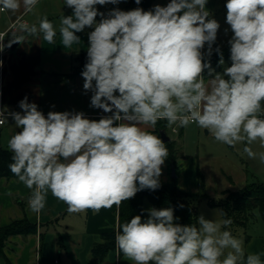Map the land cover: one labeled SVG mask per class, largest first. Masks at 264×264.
I'll use <instances>...</instances> for the list:
<instances>
[{"label": "clouds", "instance_id": "1", "mask_svg": "<svg viewBox=\"0 0 264 264\" xmlns=\"http://www.w3.org/2000/svg\"><path fill=\"white\" fill-rule=\"evenodd\" d=\"M21 2L32 11L39 0H0V10L15 12ZM121 2L64 0L72 15H63L59 28L64 48L80 42L76 33L94 29L81 73L83 89L93 93L91 107L112 115L90 120L83 112L49 111L45 116L27 97L19 102L22 111L5 115L0 110V125L10 116L19 129L8 140L9 169L32 190L28 207L33 213L45 208L49 191L69 213H81L119 207L139 191L157 190L169 150L146 129L159 120L180 127L194 123L231 147L256 141L264 147V0H227L231 66L222 73L205 61L220 28L209 18L208 0H170L149 11L113 8L106 16L96 7ZM20 28L55 41L56 29L46 16L38 27ZM215 51L223 65L220 49ZM243 152L257 155L249 146ZM147 212V219L136 215L120 225L115 236L119 252L132 264H264L261 254L246 255L243 241L224 230L231 219L201 215L197 224L183 225L171 207ZM219 214L227 216L223 210ZM97 243L105 241L98 237Z\"/></svg>", "mask_w": 264, "mask_h": 264}, {"label": "crops", "instance_id": "2", "mask_svg": "<svg viewBox=\"0 0 264 264\" xmlns=\"http://www.w3.org/2000/svg\"><path fill=\"white\" fill-rule=\"evenodd\" d=\"M127 2L128 0H123V4L116 5V8L123 11L140 8L130 7ZM157 4L159 1L155 0L148 9H141L153 10ZM63 15H72L66 14L64 0H39L32 11H26L22 2L15 12L0 10V34L8 31L19 19L25 21L27 25L38 27L40 19L45 16L56 29L55 41L51 44L43 40L41 34L30 36L20 27L17 32L9 33L8 43L19 36H24L25 39L15 50L10 49L3 54L0 51V60L3 61L0 66V110L3 112L22 111L19 102L25 97L29 103L37 104L38 110L45 116L51 111L47 110L44 104L48 86L54 84L55 78H63L72 72L74 56L87 51L88 36L94 30L86 27L82 32L76 33L80 37L78 44L64 48L59 33L60 19ZM96 19L100 21L102 17L97 16ZM205 49H208L207 44L202 51ZM83 84L82 76L66 80V111L83 112L90 120L112 115L90 106L93 93L85 91ZM72 89L78 92L77 101H74L75 94ZM10 119L12 118L8 117V121L0 125V141L6 147L9 140L8 131L10 133L11 128ZM185 128L178 124L169 126L166 120H159L155 128L148 127L146 130L161 140V131H165L169 138L166 143L164 142L166 147L169 148L167 144L172 143L177 151L175 167L178 177L172 176L173 163L167 157L162 166V175L159 177L161 186L172 189L177 185L180 193L189 197L202 192L200 173L202 175L203 173L199 167L198 156L189 158L187 155H181L179 153V150L183 151L181 141L170 137V133H176L177 129L184 133ZM203 177L205 184V176ZM31 191L16 177H0V226L23 218H28L38 225L36 235L14 236L10 239L6 255L12 264H132L124 256L119 255L117 248L112 249L103 261L95 259L92 255L98 237L101 238L105 233L117 232L120 206L101 208L98 212L89 209L86 212L69 213L67 204L59 201L49 191L45 208L36 214L28 207ZM151 208H154L152 204L146 205V211ZM261 259L264 260V256ZM0 264L6 263L2 261Z\"/></svg>", "mask_w": 264, "mask_h": 264}, {"label": "rangeland", "instance_id": "3", "mask_svg": "<svg viewBox=\"0 0 264 264\" xmlns=\"http://www.w3.org/2000/svg\"><path fill=\"white\" fill-rule=\"evenodd\" d=\"M159 4L166 6L170 0H158ZM120 5L123 4V0ZM117 4V5H119ZM225 0H208L206 10L209 11L210 19H216L220 28L215 41L222 49L229 43L233 33L230 26L226 23L227 9ZM99 12L108 13L111 9L116 8V5L107 4L104 6H96ZM72 13V9L66 6V14ZM97 22H99L96 19ZM215 43L212 45L213 52L215 51ZM204 53H207L205 49ZM212 56V55H211ZM205 59H209L205 55ZM231 66V60L224 61V64L216 73H222L225 67ZM210 77L207 76V81ZM66 80L65 78H55L52 86H48L47 94L44 99L45 108L51 111L63 112L66 111ZM75 94L74 101H77L78 92L72 89ZM77 96V97H76ZM11 128L8 131L10 139L19 129L10 119ZM183 134V135H180ZM173 140L181 141L182 150L179 153L187 155L189 158H197L199 167L205 176L206 191H202L199 195L187 197L198 209V218L203 215L205 219L222 220L223 217L219 214L222 210L220 206H211L212 203H222L226 197L235 194H241L243 189L248 185L258 184L264 186V162L260 160V154L264 153V147L259 141L246 145L238 143L235 147L220 143L207 132V130L198 127L195 124H189L184 133L177 129L176 133H170ZM245 146L251 147L257 155L255 158H249L243 152ZM244 218V219H243ZM241 224L230 225L229 231L231 234L243 241V247L246 255L249 253L261 254L264 256V220L260 216L258 210L250 214V219L243 216ZM246 220V221H244ZM247 224V225H246ZM238 225V227H237ZM241 226V227H240ZM264 261L263 259H261Z\"/></svg>", "mask_w": 264, "mask_h": 264}, {"label": "trees", "instance_id": "4", "mask_svg": "<svg viewBox=\"0 0 264 264\" xmlns=\"http://www.w3.org/2000/svg\"><path fill=\"white\" fill-rule=\"evenodd\" d=\"M154 1L155 0H141L140 4H136L135 0H128L127 3L130 7L139 6L140 8L148 9ZM225 2H227V0H225ZM214 47L220 49L224 61L231 60L230 44L222 49L218 44L215 43ZM219 59L220 55L218 53H213L212 56L209 59H205V61L207 62L210 60L211 67L219 71V68L222 67V65L219 64ZM86 63L87 51L77 53V55L73 58L72 72L70 74L64 75L63 78L71 80L82 76L81 73L84 70V65ZM204 76L205 79H207V69L204 72ZM167 145L169 146L168 158L175 166L177 158L175 145H172V143H168ZM12 155L13 153L11 152V150L8 147L4 146L0 141V177L18 178L9 169V165L13 163ZM200 178L202 180V191H206L204 177L201 173ZM147 204H152L156 209L168 207L173 208L174 216L179 218L176 221L177 223L183 225L197 224V207L191 201H189L186 196L180 193L176 185L172 189L165 186H160L155 191L145 189L139 191L134 198L123 202L120 205L119 209V226L125 222H128L132 217L136 215H141L142 218H146ZM210 204L211 206H220L222 210L227 214L226 217L222 216L223 219H231V225H235L236 223L245 227L241 224V219L243 218V216H245L247 219H250V214H253L256 210H258L260 216L264 220V186L258 184L248 185L245 189H243L241 194H238L236 192L234 195L231 194L227 196L226 200L222 203L217 204L211 202ZM181 205H183V207H180ZM119 226L117 232L120 230ZM229 226L224 230L229 231ZM117 232L102 234L101 238L105 241V243L102 245L96 243L94 245L92 255L95 259L103 261L112 249L117 248L115 245V236ZM37 233V223L30 221L28 218L15 220L8 225L0 226V263L4 261L6 264H12L6 255V247L12 237H28L31 235H36ZM119 255L123 256V254L120 252Z\"/></svg>", "mask_w": 264, "mask_h": 264}, {"label": "built area", "instance_id": "5", "mask_svg": "<svg viewBox=\"0 0 264 264\" xmlns=\"http://www.w3.org/2000/svg\"><path fill=\"white\" fill-rule=\"evenodd\" d=\"M22 24H27L25 21L19 19L17 20L16 22H14L12 24V26L9 28L8 31L6 32H3L0 34V45H5V47L3 48V50L1 51V53L3 54L5 51H8L10 50V47H8V35L9 33L11 32H17L19 30V27L22 25ZM16 112H19V111H16ZM5 113V112H4ZM8 113H5V115H7ZM10 117V116H9ZM2 118V117H0ZM5 124V123H4ZM3 124V125H4ZM165 164V163H164Z\"/></svg>", "mask_w": 264, "mask_h": 264}, {"label": "water", "instance_id": "6", "mask_svg": "<svg viewBox=\"0 0 264 264\" xmlns=\"http://www.w3.org/2000/svg\"><path fill=\"white\" fill-rule=\"evenodd\" d=\"M19 45H20V43H13L11 45L10 49L15 50ZM161 136H162L163 142L166 143L169 140V138H168V136H167L165 131H161ZM172 176L174 178L178 177V174H177V171H176V167L174 165L172 166Z\"/></svg>", "mask_w": 264, "mask_h": 264}]
</instances>
